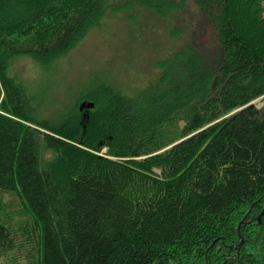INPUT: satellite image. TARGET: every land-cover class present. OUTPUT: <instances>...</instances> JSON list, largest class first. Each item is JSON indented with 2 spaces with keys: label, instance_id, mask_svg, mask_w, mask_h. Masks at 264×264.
<instances>
[{
  "label": "trees",
  "instance_id": "16d2710c",
  "mask_svg": "<svg viewBox=\"0 0 264 264\" xmlns=\"http://www.w3.org/2000/svg\"><path fill=\"white\" fill-rule=\"evenodd\" d=\"M109 1L0 0V191L19 200L0 264H264V105L238 110L264 102V0H194L208 47L189 40L134 96L101 83L36 118L11 63L64 55Z\"/></svg>",
  "mask_w": 264,
  "mask_h": 264
},
{
  "label": "rangeland",
  "instance_id": "374dc122",
  "mask_svg": "<svg viewBox=\"0 0 264 264\" xmlns=\"http://www.w3.org/2000/svg\"><path fill=\"white\" fill-rule=\"evenodd\" d=\"M181 1L182 8L161 15L133 0H110L99 25L64 55L46 65L29 54L15 57L9 72L35 99L34 116L56 122L82 91L101 83L134 96L156 81L160 64L189 40L208 47L212 37L206 17L194 0ZM253 103L264 105L260 98ZM18 203L16 195L0 191V214H11L6 221L16 216Z\"/></svg>",
  "mask_w": 264,
  "mask_h": 264
},
{
  "label": "water",
  "instance_id": "95a60500",
  "mask_svg": "<svg viewBox=\"0 0 264 264\" xmlns=\"http://www.w3.org/2000/svg\"><path fill=\"white\" fill-rule=\"evenodd\" d=\"M248 106H254V103L253 102H250L249 104H247V105H245V106H243V107H241V108H239L238 110H241V109H243V108H245V107H248ZM91 107H93V103L92 102H82L80 105H79V110H83V109H86V112H85V116L87 115V111H88V109L89 108H91ZM264 214V209H263V211L260 213V215L259 216H257V220H259L260 219V217L262 216ZM240 245L242 244V237L240 236Z\"/></svg>",
  "mask_w": 264,
  "mask_h": 264
},
{
  "label": "flooded vegetation",
  "instance_id": "af4514ba",
  "mask_svg": "<svg viewBox=\"0 0 264 264\" xmlns=\"http://www.w3.org/2000/svg\"><path fill=\"white\" fill-rule=\"evenodd\" d=\"M84 110H82V112H83Z\"/></svg>",
  "mask_w": 264,
  "mask_h": 264
}]
</instances>
